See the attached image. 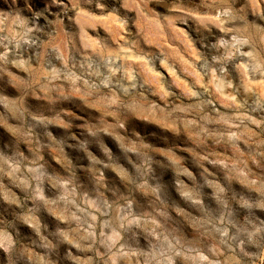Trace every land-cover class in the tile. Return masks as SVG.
I'll list each match as a JSON object with an SVG mask.
<instances>
[{"label":"rangeland","instance_id":"rangeland-1","mask_svg":"<svg viewBox=\"0 0 264 264\" xmlns=\"http://www.w3.org/2000/svg\"><path fill=\"white\" fill-rule=\"evenodd\" d=\"M0 264H264V0H0Z\"/></svg>","mask_w":264,"mask_h":264}]
</instances>
